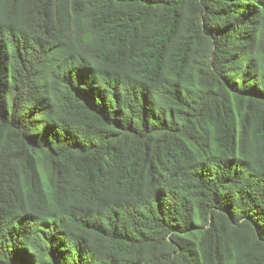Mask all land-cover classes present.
I'll return each instance as SVG.
<instances>
[{"label": "trees", "instance_id": "obj_1", "mask_svg": "<svg viewBox=\"0 0 264 264\" xmlns=\"http://www.w3.org/2000/svg\"><path fill=\"white\" fill-rule=\"evenodd\" d=\"M0 264H264V0H0Z\"/></svg>", "mask_w": 264, "mask_h": 264}]
</instances>
